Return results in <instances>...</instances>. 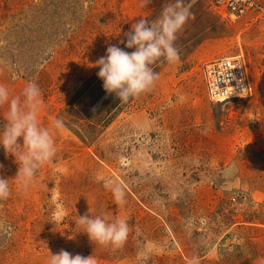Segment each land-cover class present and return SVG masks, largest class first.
I'll list each match as a JSON object with an SVG mask.
<instances>
[{
  "label": "rangeland",
  "instance_id": "374dc122",
  "mask_svg": "<svg viewBox=\"0 0 264 264\" xmlns=\"http://www.w3.org/2000/svg\"><path fill=\"white\" fill-rule=\"evenodd\" d=\"M256 2L231 16L217 0H195L176 41L180 60L161 63L151 91L120 103L90 65L108 46L124 48V33L158 16L164 0H0V83L16 96L35 82L41 126L64 122L56 156L26 190L0 146V176L12 188L0 201V264H48L61 250L95 264H264V0ZM235 55L249 93L211 100L203 67ZM86 214L126 219L127 241H90L74 223Z\"/></svg>",
  "mask_w": 264,
  "mask_h": 264
},
{
  "label": "clouds",
  "instance_id": "9594fccd",
  "mask_svg": "<svg viewBox=\"0 0 264 264\" xmlns=\"http://www.w3.org/2000/svg\"><path fill=\"white\" fill-rule=\"evenodd\" d=\"M150 3L152 0H141L144 8ZM194 3L195 0H164L158 16L151 20L140 16L124 33L125 39L121 41L124 48L117 45L106 48V55L90 66L99 68L97 76L103 81L107 94H115L120 103H127L153 89L159 78L155 68L164 62L175 64L180 60L176 41L187 22L194 18ZM5 107L3 118L6 123L0 128V146L6 154L15 157L19 167L14 180L19 188L26 190L35 182L41 167L56 156V134L63 129L64 122L57 118L50 127L41 126L42 93L32 81L27 82L16 96L0 83V109ZM0 169H3L2 163ZM9 181L0 176V201L7 200L12 194ZM112 194L117 204L125 203V193L120 185L113 187ZM74 223L82 228L80 232L86 233L90 241L102 246L111 245L114 249L124 245L130 231L126 219L107 215H79ZM48 264H95V260L92 255L83 257L61 250L51 254Z\"/></svg>",
  "mask_w": 264,
  "mask_h": 264
},
{
  "label": "built area",
  "instance_id": "2783aa9c",
  "mask_svg": "<svg viewBox=\"0 0 264 264\" xmlns=\"http://www.w3.org/2000/svg\"><path fill=\"white\" fill-rule=\"evenodd\" d=\"M257 0H217L222 10L238 16L256 6ZM203 77L211 100L239 98L250 91L245 59L239 55L219 57L206 63Z\"/></svg>",
  "mask_w": 264,
  "mask_h": 264
},
{
  "label": "bare ground",
  "instance_id": "6f19581e",
  "mask_svg": "<svg viewBox=\"0 0 264 264\" xmlns=\"http://www.w3.org/2000/svg\"><path fill=\"white\" fill-rule=\"evenodd\" d=\"M230 14H231V13H230ZM231 16H235V15L231 14ZM228 98H229V97H226V98H220V99L217 100V102L225 101V100H227Z\"/></svg>",
  "mask_w": 264,
  "mask_h": 264
}]
</instances>
